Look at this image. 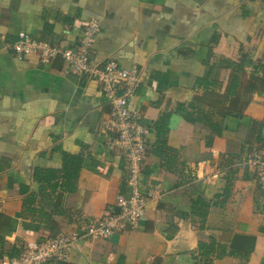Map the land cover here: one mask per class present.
<instances>
[{
  "label": "crops",
  "instance_id": "obj_1",
  "mask_svg": "<svg viewBox=\"0 0 264 264\" xmlns=\"http://www.w3.org/2000/svg\"><path fill=\"white\" fill-rule=\"evenodd\" d=\"M89 19L100 24L91 60L138 67L131 109L141 113L149 143L152 123L169 112L167 144L177 150L176 171L147 153L139 188L156 189V197L135 228L104 239L86 236L87 224L118 212L117 196L129 192L127 163L99 125L111 105L62 58L42 63L36 52L19 59L12 50L20 32L73 46ZM192 104L226 126L221 135L197 113L190 122L176 111ZM257 136L264 138V0H0L3 258L65 232L78 236L68 259L49 264H204L199 244L212 238L233 252L210 255L212 264H264V195L244 163L262 144ZM70 157L80 166L75 190L42 195L34 170L59 169ZM23 187L46 220L24 209ZM197 198L203 207L192 206Z\"/></svg>",
  "mask_w": 264,
  "mask_h": 264
},
{
  "label": "built area",
  "instance_id": "obj_2",
  "mask_svg": "<svg viewBox=\"0 0 264 264\" xmlns=\"http://www.w3.org/2000/svg\"><path fill=\"white\" fill-rule=\"evenodd\" d=\"M100 24L96 19L83 23L80 39L70 47L51 45L32 38L24 32L12 45L19 59L36 52L42 63L62 58L69 70L77 76L94 80L108 99L111 109L107 117L100 120V128L106 135L108 148L121 155L127 163L128 194L116 198L118 212L107 213L90 221L85 228L89 238H107L114 232L135 228L145 212L147 201L156 197V189L150 188L145 194L139 188V175L147 155V128L141 113L131 109V99L141 80L140 70L133 65L120 67L115 61L91 60V49L95 43ZM245 164L250 166L257 177L264 195V152L252 147L246 155ZM78 236L60 232L51 237L29 242L18 257L2 258L0 264H49L52 261H65Z\"/></svg>",
  "mask_w": 264,
  "mask_h": 264
},
{
  "label": "trees",
  "instance_id": "obj_3",
  "mask_svg": "<svg viewBox=\"0 0 264 264\" xmlns=\"http://www.w3.org/2000/svg\"><path fill=\"white\" fill-rule=\"evenodd\" d=\"M191 110L188 111L187 108L182 106H178L176 111L179 112L182 117L187 121H194V120H201L204 121V124L207 125L216 135H221L223 129L226 128L224 124H220L218 122H211L204 119L206 115L202 108L198 106H190ZM196 115L194 119L193 115ZM170 113L163 112L157 120L152 123V133L154 135L153 140L149 143L147 142V153H153L157 157L162 160V165L165 166L167 169L176 171V167L174 164L177 163V150L168 146L167 144V133H168V120H169ZM254 124H258V122L252 120ZM261 125V124H259ZM213 138H209V142ZM257 141H260L262 144L260 149H264V138L257 136ZM74 159L70 157L65 162V166H62L59 169H51V168H36L33 172V180L38 184V190L49 198L55 195L56 191L60 190L63 192H72L75 190V180L78 175V170L80 166H73ZM21 193L25 195L23 199L22 205H24V209L27 211H35L39 215H41L42 220H46L48 218V214L44 213L43 209L41 208H34L33 204L36 200L35 194L33 192L28 193V188L23 187ZM61 195V194H60ZM204 205L203 200L201 198H197L192 202L193 205ZM260 231L264 234V227L260 228ZM22 248L18 254L15 256L11 253L8 254V258L18 257L23 252ZM199 251L201 255L206 256V260L204 264H212V258H209L210 255L214 254V258H222L225 255L233 254L232 251L227 249L226 244H222L217 242L215 239H210L207 243L200 242L199 244ZM4 257V256H3ZM2 253H0V259L3 258Z\"/></svg>",
  "mask_w": 264,
  "mask_h": 264
},
{
  "label": "rangeland",
  "instance_id": "obj_4",
  "mask_svg": "<svg viewBox=\"0 0 264 264\" xmlns=\"http://www.w3.org/2000/svg\"><path fill=\"white\" fill-rule=\"evenodd\" d=\"M253 147H256V146H253ZM252 148V147H251ZM245 158H246V156H245ZM244 163H245V159H244Z\"/></svg>",
  "mask_w": 264,
  "mask_h": 264
}]
</instances>
